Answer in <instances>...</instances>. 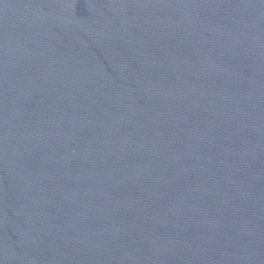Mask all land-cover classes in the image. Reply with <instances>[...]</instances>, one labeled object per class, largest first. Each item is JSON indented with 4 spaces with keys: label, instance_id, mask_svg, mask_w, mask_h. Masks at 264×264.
<instances>
[{
    "label": "water",
    "instance_id": "1",
    "mask_svg": "<svg viewBox=\"0 0 264 264\" xmlns=\"http://www.w3.org/2000/svg\"><path fill=\"white\" fill-rule=\"evenodd\" d=\"M0 264H264V0H0Z\"/></svg>",
    "mask_w": 264,
    "mask_h": 264
}]
</instances>
